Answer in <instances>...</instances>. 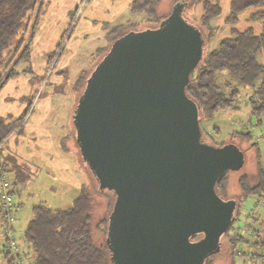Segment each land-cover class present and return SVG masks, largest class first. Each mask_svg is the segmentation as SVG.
<instances>
[{"label":"water","instance_id":"95a60500","mask_svg":"<svg viewBox=\"0 0 264 264\" xmlns=\"http://www.w3.org/2000/svg\"><path fill=\"white\" fill-rule=\"evenodd\" d=\"M183 5L115 38L73 109L80 156L114 195L105 234L114 264H203L235 220L236 200L216 183L244 153L202 137L186 87L204 38Z\"/></svg>","mask_w":264,"mask_h":264},{"label":"trees","instance_id":"16d2710c","mask_svg":"<svg viewBox=\"0 0 264 264\" xmlns=\"http://www.w3.org/2000/svg\"><path fill=\"white\" fill-rule=\"evenodd\" d=\"M160 1L129 0L128 4L131 12H143L147 16L145 18L147 23L157 24L168 15L158 13L157 7ZM169 1L172 6L177 2L184 3L183 11L189 10L191 15H187L183 11L182 13L189 23L200 29L204 38L205 53L196 69L191 73L186 87V93L200 105L198 116H200L202 131L206 132L201 125L203 119L207 122L221 110L239 108L236 99L240 92L233 87L228 89L230 83L221 78L220 72L223 71H227L240 84L249 88L250 93L247 97L249 113L257 120V123L262 121L261 119L264 117V64L259 61L257 55L261 52L264 53V11L252 12L247 18L249 22L258 21L261 23L259 33H254L251 27H247L241 32L231 28L229 37L219 39L214 48H207L209 41L215 36V30L209 20L221 13L219 0ZM198 3L201 4L203 13L195 20L192 17L194 13L192 7ZM42 5V0H0V87L7 79L18 75L16 65L19 62L25 63L24 71L31 73L29 51ZM263 5L264 0H230L229 13L225 17L224 23L235 24L241 10ZM76 11L77 8L70 13L71 18ZM130 25L132 24L127 23L110 27L106 31L109 46L115 38L125 34L124 30ZM96 51L100 54L103 52L101 48ZM55 54L51 52L47 55V68L51 66L52 62H55ZM65 72L62 69L57 73ZM87 73L88 68H82L79 71L72 86L77 93L79 89L84 88ZM37 77L38 80L44 78L43 75ZM36 92L37 90L27 97L28 104L18 116L14 118L11 115L0 116V144L12 131L20 130ZM81 93L77 96L75 94L76 102ZM214 129L216 132L218 131V127H214ZM228 138L229 142L235 143L243 153L252 148L256 149V143H252V134L248 130H234ZM223 143L226 141L218 144L223 145ZM10 159H12L11 162L4 161L3 164H0V174H6L11 178L14 196V189L19 181L27 179L29 174L27 171L21 170L17 159L12 156ZM252 164L255 168L254 183L250 184L248 174L245 173L237 178L238 195L240 196L258 197L264 193V169L258 160L257 152L252 158ZM86 171H89V167L85 165L82 173ZM227 174L228 171L216 183L217 191L223 198L228 197ZM86 177L88 178L87 174ZM88 179L89 181L81 184L79 192L67 207L52 209L43 203L33 205L32 217L23 231L24 239L34 250L32 264H114L105 242L108 214L114 202L113 193L107 195V192L104 193V190L97 189L94 182L90 178ZM98 196H104L105 201L103 203L99 201ZM101 207L104 209L103 212H100ZM228 238L233 253L235 246L239 240L243 239V236L238 231ZM259 243L264 244V235H261ZM0 255V264H23V262L17 261L10 252L1 251Z\"/></svg>","mask_w":264,"mask_h":264},{"label":"rangeland","instance_id":"374dc122","mask_svg":"<svg viewBox=\"0 0 264 264\" xmlns=\"http://www.w3.org/2000/svg\"><path fill=\"white\" fill-rule=\"evenodd\" d=\"M128 2L129 0H42V11L39 14L38 25L35 28V33L38 32V38L36 37L35 43L32 40L30 45V51L32 50L35 54L33 60L30 59L32 67L40 68L43 66L40 63L41 58L38 51L44 47L45 43L51 45V50L46 52L47 55L51 52L56 53L51 76L57 77L58 82H52L50 78L42 87L44 89L40 99H45L48 95V99H46L49 100L50 105L47 122L48 124H59L55 125L53 129L55 130V140L60 154L66 157L69 165L77 167V174L81 175L84 183L89 181L88 178H90L96 188L98 183L90 168L89 171L82 173L86 163L80 156L79 146L75 141L72 113L76 105L75 94L77 96L83 89H79L77 93L72 86L82 68H88L87 76H89L88 74L93 70V67L106 54L110 47L106 38V31L110 27L117 24L131 23L132 25L124 30L127 32L158 26L159 22L157 24L147 23L145 21L147 16L143 12H131ZM76 8L77 11L71 18L70 13L75 11ZM194 8L195 5L192 7V12H194ZM157 9L158 13L169 14L172 3L169 0H161ZM184 13L191 15L189 10ZM192 17L197 20L194 13ZM212 39L209 41L207 48H211L209 47L210 43L214 45L215 40L212 43ZM98 48L103 51L101 54L96 51ZM37 49L39 50L37 51ZM21 65L23 63L19 62L16 68L21 67ZM61 65L62 69L66 71L63 74L57 73V69ZM220 73L221 78H224L222 80H227L230 83L228 89L233 87L240 92L239 97L236 99L239 108L221 110L207 122L203 119L201 125L206 130V132L202 131L203 139L215 144L223 141L228 143V137L232 131L248 130L252 134V143H256V149L257 146L259 149L257 151L254 148L246 150L243 156V165L238 169L228 170L226 180V184H228L227 196L236 200L237 212L232 226L228 229L227 236L220 238V249L205 264H264V244L259 243L261 235H264V202L256 206L257 196L238 195L239 188L237 184V178L243 173L248 174L250 184L254 183L255 168L252 164V158L256 152L264 169V117H262V121L257 123V120L250 115L249 103H247V97L250 93L249 88L240 84L227 71ZM53 90L54 92H52ZM214 127H218L217 132ZM35 169L26 182L18 184V193L14 194V202L20 201V206L14 211L15 220L13 222L14 239L17 241L16 254L19 257V262L26 260L29 264H32L34 250L24 239L23 231L32 217L33 205L43 203L52 209L64 208L72 203L71 200L79 192L78 186L69 188L58 180L53 169L47 167L46 164H39L35 166ZM111 192V190H104L107 195H110ZM263 196L264 193L258 196L257 199ZM103 197L98 196L97 199L99 198V201L103 203L105 201ZM102 207L100 212L104 210ZM255 207V214L249 215L250 210ZM238 231L242 234L243 239L239 240L237 246H235V251L232 253L228 237Z\"/></svg>","mask_w":264,"mask_h":264},{"label":"crops","instance_id":"0c3cea01","mask_svg":"<svg viewBox=\"0 0 264 264\" xmlns=\"http://www.w3.org/2000/svg\"><path fill=\"white\" fill-rule=\"evenodd\" d=\"M229 2L230 0H219L221 13L217 17L209 20V23L214 28L216 35V38L214 37V39H212V43L215 40L214 45H211L210 43L209 47L211 48L215 47L219 39L229 37L231 28L241 32L247 27H251L256 34L261 30L260 22H249L247 18L252 12L264 11V5L241 10L235 24H226L224 23V19L229 13ZM202 13L201 4H196L194 8V16L198 19ZM37 33L38 32H36L33 36V42L38 38ZM38 50L39 49H37V51ZM48 50H51V45L45 43L44 47L40 48L38 51L39 57L41 58L40 63L43 66L40 68L36 66L31 67V73H29L24 71L26 66L25 63H23L21 67L17 68L18 75L7 79L0 87V116L6 117L11 115L13 118L22 113L28 104L27 97L37 90L36 95L33 98V102L28 108V113L23 119L20 130L15 129V131H12L0 144V164H3L4 161L11 162L12 159H10V156L17 159L21 170L24 172L27 171L29 174L28 177H26L27 179L24 181L18 180L19 183H24L28 180L33 171L36 170L35 166L39 164H46L47 167L53 169L55 177L62 181L66 186L69 188H75L77 186L80 187L83 183V179L81 175L77 174V167L75 165H69L66 161V157L60 154L59 147L56 144L57 142L54 134L55 130L53 128L55 125L59 124H48L47 122L49 117L48 109L50 105L49 100H47L48 95H46L47 99H40V95L43 93L44 89L42 87L50 78V81L58 82L57 77L51 76V69L54 67L53 62L49 68H47L46 65V52ZM29 54L30 59L32 58L33 60L35 56L33 51H29ZM257 57L259 61L264 64V53H259ZM57 70H62V65L58 67ZM42 75L44 78L42 80H38L37 76ZM54 90L52 92H54ZM40 91L41 94H39ZM257 149H259L258 146ZM18 184L14 189L15 195L18 193ZM15 205L17 210L20 206V201L17 200ZM23 264H29V262H26L25 260L23 261Z\"/></svg>","mask_w":264,"mask_h":264},{"label":"built area","instance_id":"2783aa9c","mask_svg":"<svg viewBox=\"0 0 264 264\" xmlns=\"http://www.w3.org/2000/svg\"><path fill=\"white\" fill-rule=\"evenodd\" d=\"M13 182L11 178L6 174H0V250L10 252L19 261V257L16 254L17 241L14 239L12 224L15 220L14 216V196L12 193ZM264 196L260 199L256 197V206L264 202ZM256 207L251 209L249 215L255 214ZM248 225V224H246ZM0 251V252H1ZM1 261V255H0Z\"/></svg>","mask_w":264,"mask_h":264},{"label":"flooded vegetation","instance_id":"af4514ba","mask_svg":"<svg viewBox=\"0 0 264 264\" xmlns=\"http://www.w3.org/2000/svg\"><path fill=\"white\" fill-rule=\"evenodd\" d=\"M227 198H228V197H227ZM229 198H231V197H229ZM110 210H111V209H110ZM108 216H109V215H108ZM229 228H230V227H229ZM229 228H228V229H229ZM228 231H229V230H228ZM224 236H227V234H225ZM201 237H202V235H197V236L193 237V239H199V238H201ZM216 252H217V251H216ZM213 255H215V253L206 256V257H205V260H204V262H203V264L207 263V262L209 261V259H212L211 257H212Z\"/></svg>","mask_w":264,"mask_h":264}]
</instances>
